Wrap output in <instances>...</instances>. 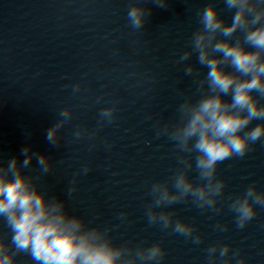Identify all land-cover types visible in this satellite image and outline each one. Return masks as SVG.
I'll list each match as a JSON object with an SVG mask.
<instances>
[{"label": "clouds", "instance_id": "clouds-1", "mask_svg": "<svg viewBox=\"0 0 264 264\" xmlns=\"http://www.w3.org/2000/svg\"><path fill=\"white\" fill-rule=\"evenodd\" d=\"M152 3L165 8L168 0ZM224 4L233 11L231 23H226L217 7L208 3L198 13L201 27L191 36V50L177 61L183 63L195 54L207 72L198 81L199 99L184 100L177 108V123L165 124L157 133L173 142L178 167L168 180L151 184L148 195L152 202L145 212L149 226L171 229L172 234L193 244L202 243V238L192 224L174 220L171 211L157 209L191 198L197 208L218 213L217 204L225 188V181L217 175L218 166L233 157L244 158L252 145L264 142V104L260 102L264 99V0H224ZM150 14L151 9L137 3L129 8L127 19L133 29L139 30ZM237 32L243 34L242 39L233 41ZM184 72L186 76H200L192 64ZM79 87L77 84L73 91H79ZM115 112L114 106L106 107L99 116L112 123ZM59 117L45 135L54 146L61 140L60 130L72 118L71 109H62ZM253 121L261 123L250 127ZM73 135L79 139L85 130L78 128ZM20 155L25 157L22 163L17 157L6 165L0 163V218L11 233L10 242L0 238V264H17L19 254L29 256L34 264H160L165 256L160 243L148 247L130 246L128 242L114 244L110 228L89 227L84 219L66 210L63 200L40 190L36 181L53 167L48 157L32 152L30 146H25ZM33 158L39 166V176L24 174ZM193 165L200 183L189 176ZM89 171L88 167L82 169L84 174ZM72 184L69 195L76 191L75 180ZM257 206L264 208V192L258 191L254 183L231 199L229 209L238 229L254 219ZM215 228L227 230L220 224ZM229 251L228 244H213L207 249L210 264H215L217 252L224 258ZM233 256H239V250ZM237 264L247 261L239 256Z\"/></svg>", "mask_w": 264, "mask_h": 264}]
</instances>
